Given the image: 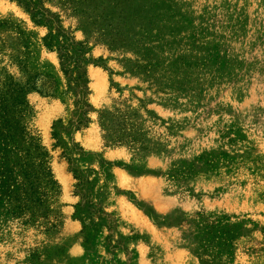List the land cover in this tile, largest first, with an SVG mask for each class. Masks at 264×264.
Wrapping results in <instances>:
<instances>
[{
	"label": "rangeland",
	"instance_id": "374dc122",
	"mask_svg": "<svg viewBox=\"0 0 264 264\" xmlns=\"http://www.w3.org/2000/svg\"><path fill=\"white\" fill-rule=\"evenodd\" d=\"M41 2L91 49L77 166L105 164L114 189L89 237L92 212L53 151L72 103L31 92L26 124L51 152L57 229L0 203V264H264V0ZM0 23V73L62 80L47 28L11 0H0Z\"/></svg>",
	"mask_w": 264,
	"mask_h": 264
},
{
	"label": "trees",
	"instance_id": "16d2710c",
	"mask_svg": "<svg viewBox=\"0 0 264 264\" xmlns=\"http://www.w3.org/2000/svg\"><path fill=\"white\" fill-rule=\"evenodd\" d=\"M11 1L25 8L37 25L47 28L49 33L44 43L49 50L58 53L63 78L37 74L22 84L6 71L0 73V203H5L9 211L14 205L12 215L24 218L26 225L40 223L47 233L57 229L58 221L50 218V201L58 196L60 187L53 175L51 152L26 124V118L31 114L28 95L36 92L60 99L65 105L72 103L68 123L60 120L53 126V151L62 152L76 181L75 196L92 212L91 218L85 217L83 222L85 231L91 226L95 228L89 233L92 237L98 232L97 225L91 220L103 214V201L114 189L113 176L105 164L87 170L77 166L83 150L76 143L75 134L90 123L88 68L95 60L88 44L77 43L66 33L61 23L43 8L41 0ZM120 122L115 120L118 134L125 127ZM77 208L84 209L82 203Z\"/></svg>",
	"mask_w": 264,
	"mask_h": 264
}]
</instances>
